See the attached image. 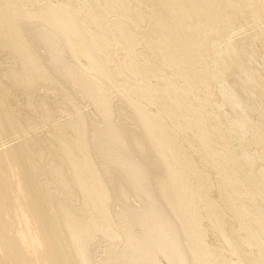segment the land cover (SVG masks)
Wrapping results in <instances>:
<instances>
[{
	"label": "bare ground",
	"instance_id": "bare-ground-1",
	"mask_svg": "<svg viewBox=\"0 0 264 264\" xmlns=\"http://www.w3.org/2000/svg\"><path fill=\"white\" fill-rule=\"evenodd\" d=\"M0 264H264V0H0Z\"/></svg>",
	"mask_w": 264,
	"mask_h": 264
}]
</instances>
